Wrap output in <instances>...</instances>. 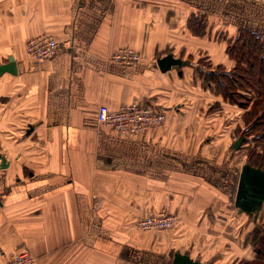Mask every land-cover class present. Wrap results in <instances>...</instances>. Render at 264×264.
<instances>
[{"label":"crops","instance_id":"obj_1","mask_svg":"<svg viewBox=\"0 0 264 264\" xmlns=\"http://www.w3.org/2000/svg\"><path fill=\"white\" fill-rule=\"evenodd\" d=\"M44 34L59 53L29 58L27 40ZM244 35L264 42V4L0 0V65L16 66L0 75V264L22 249L39 264H172L177 252L213 264L202 243L217 238L210 211L232 226L247 162L232 145L245 110L203 86L200 72L202 63L231 69L228 48ZM121 47L140 62H113ZM168 54L190 65L161 70ZM134 102L164 111L166 124L138 137L98 122L100 105ZM164 213L178 214V227L134 226Z\"/></svg>","mask_w":264,"mask_h":264},{"label":"trees","instance_id":"obj_2","mask_svg":"<svg viewBox=\"0 0 264 264\" xmlns=\"http://www.w3.org/2000/svg\"><path fill=\"white\" fill-rule=\"evenodd\" d=\"M189 23L190 27L194 26L193 21ZM228 54L235 61L231 69L227 70L222 65L216 68L210 64L203 65L205 69L200 72V77L211 85L216 95L245 110L242 116L244 128L239 129V136L244 137V142L239 151L246 153L247 162L252 166L264 168V147L261 146L263 148L256 153L248 148L252 142L264 141V130L259 135L254 134L255 128L264 129V42L253 35H244L236 39L232 48H228ZM239 86L245 87L251 97L242 95ZM260 233L256 241L261 250L254 264H264L263 230Z\"/></svg>","mask_w":264,"mask_h":264},{"label":"built area","instance_id":"obj_3","mask_svg":"<svg viewBox=\"0 0 264 264\" xmlns=\"http://www.w3.org/2000/svg\"><path fill=\"white\" fill-rule=\"evenodd\" d=\"M250 1L264 4V0ZM25 50L29 58L41 60L57 55L60 51V45L53 36L44 34L28 39ZM111 60L117 64L130 66L140 62L141 55L132 47H121L111 55ZM97 120L100 125L109 127L118 135L139 137L151 128L165 125L168 117L164 111L143 107L134 102L117 110H112L107 105H100ZM176 219L175 216L171 215H151L138 220L135 226L143 231L170 229L174 226ZM6 264L39 263L31 251L22 249Z\"/></svg>","mask_w":264,"mask_h":264},{"label":"rangeland","instance_id":"obj_4","mask_svg":"<svg viewBox=\"0 0 264 264\" xmlns=\"http://www.w3.org/2000/svg\"><path fill=\"white\" fill-rule=\"evenodd\" d=\"M202 65H207V63H202ZM201 82L203 86L210 88L211 85L208 82L204 80H202ZM238 88H240L239 90L241 91L242 95H244L245 97H251L249 91H247L245 87L239 86ZM201 95L203 97L202 93ZM218 103L219 102L215 104L217 105ZM215 107L219 110L222 108L221 106H215ZM205 108H208V105L205 106ZM262 130L264 129L255 128L254 134L259 135V133H261ZM261 146L264 147V141H261L259 143L252 142L248 148L250 149L251 152L252 151L255 152L260 150V148H263ZM233 152L238 153L240 151L238 150L236 152L235 151ZM215 211L217 212L213 213L212 211H210V214L212 215V217H214V220L212 221V226L210 228L209 233L212 234L213 236H216L217 238H212L211 241L207 243H202V253H203L202 258H210V261H212L213 264H243L244 262L246 263L250 262L254 264L257 258L259 257V251L261 250V246L258 244L256 239L260 237L261 230H263V234H264V229H263L264 222L263 223L259 222L258 224L255 225L251 219L248 220L244 216H242V214L239 215L236 207H234L232 212V218L230 219V221H232V226L230 228V226H226L225 221L223 219L224 212L223 211L221 212V209H216ZM163 215L175 216L177 219L172 228L158 230V231H172L180 224L181 218L178 217V214L164 213ZM154 216H158V215H154ZM137 230H141V229H137ZM213 230L214 232L215 231L217 232L215 235L214 232H212ZM148 231H154V230L152 229ZM210 247H213L211 248L212 250L209 249Z\"/></svg>","mask_w":264,"mask_h":264},{"label":"water","instance_id":"obj_5","mask_svg":"<svg viewBox=\"0 0 264 264\" xmlns=\"http://www.w3.org/2000/svg\"><path fill=\"white\" fill-rule=\"evenodd\" d=\"M176 64L178 67L189 66L190 61H183L175 59L173 54H168L158 61L161 70L170 69L171 65ZM16 66L14 61L0 65V75L3 72H10L16 74ZM244 142V137H239L232 149L238 151ZM2 165L0 168L6 167L5 157L0 158ZM235 207L239 214H246L256 223L261 215L264 206V168L254 167L249 162H246L241 169L237 192L234 199ZM172 264H206L200 260H195L190 257L188 253L177 252L174 256Z\"/></svg>","mask_w":264,"mask_h":264}]
</instances>
